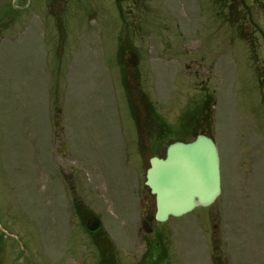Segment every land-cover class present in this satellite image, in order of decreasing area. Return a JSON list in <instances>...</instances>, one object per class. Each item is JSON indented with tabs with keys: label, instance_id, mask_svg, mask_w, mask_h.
Instances as JSON below:
<instances>
[{
	"label": "rangeland",
	"instance_id": "obj_1",
	"mask_svg": "<svg viewBox=\"0 0 264 264\" xmlns=\"http://www.w3.org/2000/svg\"><path fill=\"white\" fill-rule=\"evenodd\" d=\"M67 1L65 35L43 42L37 23L55 34L46 12L54 0H0V13L11 2L14 18L0 19V264H92L97 249L78 244L66 186L143 185L156 131L166 144L194 128L216 144L221 195L208 209L155 225L166 233L169 264H210L214 255L264 264V22L178 28L171 0H131L119 7L122 19L113 0ZM124 49L140 57L128 91L117 63ZM206 95L215 105L205 120L197 103ZM150 115L158 129L141 123ZM97 202L108 210L99 215L116 264H135L146 250L139 216L117 219Z\"/></svg>",
	"mask_w": 264,
	"mask_h": 264
},
{
	"label": "flooded vegetation",
	"instance_id": "obj_2",
	"mask_svg": "<svg viewBox=\"0 0 264 264\" xmlns=\"http://www.w3.org/2000/svg\"><path fill=\"white\" fill-rule=\"evenodd\" d=\"M56 1V2H55ZM67 0H54V7L46 8V12L49 18L54 20L55 34L52 30L48 29V23L43 20L40 27L45 31L42 36V40H54L61 39L63 36V24L64 10L63 3ZM177 4L182 6V9L172 12V20L176 26H180V23L188 28L194 26H230V27H245L256 28L260 27L264 22V0H174ZM68 2V1H67ZM116 4L129 3L130 0H115ZM129 52V51H128ZM130 59L129 54L124 59V63ZM196 62V61H191ZM132 71L134 68H128ZM132 76L129 72L128 76ZM136 93L137 90H136ZM149 123V122H148ZM152 148L158 152L157 157L162 158L165 156V152L162 153L158 149V144L155 143ZM68 183V182H67ZM93 182L90 180L85 181H72L71 185H67L70 193L71 201V217L72 224L76 230L77 240L83 238L89 242L92 246L95 245L97 254L92 255V264H115L114 255H112V243L103 229V220L99 215L108 212L107 207L100 205L97 200L102 202H108V206L111 208L110 215L122 220L125 219L129 213L138 214L139 227L137 234H141V240L145 245V251L141 254L140 259L135 264H143L144 260H147V264H165L168 261L167 251L165 245L162 244V240L166 237L164 231L160 228H156V221L154 220V202L149 204L150 191L144 185L139 182L132 181L128 184L121 183L108 187L105 191L97 190L98 187L92 186ZM146 191V192H144ZM139 198L136 202L135 197ZM133 210V211H132ZM97 211V213H96ZM99 217H97V215ZM96 217L100 220V226L94 231L87 229V224L91 218ZM149 218V220H148ZM149 229L147 234L144 228ZM104 227L110 231V226L104 225ZM125 227V226H124ZM215 229V225H213ZM219 230H214V234H217ZM80 234L79 238L78 235ZM121 234V232H120ZM124 234V233H123ZM147 236L151 238H147ZM215 237V236H214ZM219 238H214L213 242H217ZM217 246H215L216 249ZM164 260V262H163ZM211 264H227V260L223 261L219 255H214ZM221 260V261H220ZM163 262V263H162Z\"/></svg>",
	"mask_w": 264,
	"mask_h": 264
},
{
	"label": "water",
	"instance_id": "obj_3",
	"mask_svg": "<svg viewBox=\"0 0 264 264\" xmlns=\"http://www.w3.org/2000/svg\"><path fill=\"white\" fill-rule=\"evenodd\" d=\"M136 58L132 60L134 65ZM146 186L155 195L158 221L206 207L220 194L219 156L213 140L197 135L189 142L168 146L164 159L151 158ZM96 227H89L93 230Z\"/></svg>",
	"mask_w": 264,
	"mask_h": 264
},
{
	"label": "trees",
	"instance_id": "obj_4",
	"mask_svg": "<svg viewBox=\"0 0 264 264\" xmlns=\"http://www.w3.org/2000/svg\"><path fill=\"white\" fill-rule=\"evenodd\" d=\"M135 115V114H134ZM136 116V115H135Z\"/></svg>",
	"mask_w": 264,
	"mask_h": 264
}]
</instances>
